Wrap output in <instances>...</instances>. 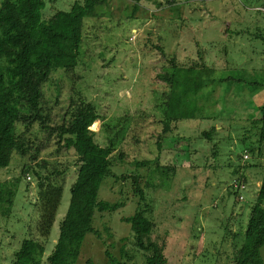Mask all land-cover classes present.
I'll return each mask as SVG.
<instances>
[{"label":"rangeland","instance_id":"374dc122","mask_svg":"<svg viewBox=\"0 0 264 264\" xmlns=\"http://www.w3.org/2000/svg\"><path fill=\"white\" fill-rule=\"evenodd\" d=\"M81 1L45 0L43 17ZM130 4L109 0L104 16L85 20L76 67L52 71L42 84L44 126L17 123L26 153L14 152L9 167L0 169V183L19 181L9 212L0 211V264H13L24 239H39L38 183L47 175L64 191L44 244V262L56 243L78 166L74 150L62 148L48 129L61 125L80 103L93 105L99 117L90 128L95 142L113 147L117 178L105 179L98 199L121 208L95 214L98 234L86 238L76 264H109L106 253L122 264L146 263L151 252L137 245L121 221L139 206L132 176L142 178L148 218L155 225L151 235L143 236L144 245H162L167 264H233L264 172V145L252 118L264 104V89L232 86L224 92L218 86L212 95L217 104L210 108L218 121L175 122L164 135L162 102L173 65L191 66L201 59L198 64L220 77L232 70L263 75L264 0H142L129 20L121 16ZM213 125L220 131L207 139ZM237 167L239 173L233 174ZM236 178L246 181L239 195L243 201L227 190ZM260 255L264 264V247Z\"/></svg>","mask_w":264,"mask_h":264},{"label":"trees","instance_id":"16d2710c","mask_svg":"<svg viewBox=\"0 0 264 264\" xmlns=\"http://www.w3.org/2000/svg\"><path fill=\"white\" fill-rule=\"evenodd\" d=\"M141 1L131 0L132 4L125 8L121 17L134 19ZM105 6H109V0H82L73 3L68 11L59 10L45 19V0H0V169L9 167L14 152L22 155L26 153L24 143L17 135L18 122H22L25 127L35 123L44 126L40 105L42 84L52 71H70L76 67L83 24L87 19L104 16ZM177 19H181L180 14ZM198 63L191 66L173 65L169 88L162 102L164 108L160 122L163 135L171 131V124L175 122L218 121L217 114L210 110L217 104L212 95L218 86L224 87V92L232 86L249 91L264 89V74L251 75L245 71L232 70L227 76L220 77L213 68ZM253 115L254 124L258 125V142L264 145V104ZM98 120L93 105L80 103L72 107L61 125L48 129L51 135L57 136L62 148L74 150L77 175L69 189L70 201L58 227V238L45 262L44 244L50 238L64 189L62 184L50 182L49 175L41 178L47 184L38 183L39 239H24L14 254L13 264H76L86 238L98 234L94 227L95 214L113 213L121 208L118 203L98 199L105 179L117 178L112 172L113 162L110 159L112 144L101 147L95 142V135L90 130ZM218 128L211 126L209 133H205L206 138L210 139L211 133L218 131ZM238 169L235 168L233 174H238ZM240 179L236 178L235 182L245 184L246 181ZM131 180L139 206L131 216L123 217L121 221L129 225L137 245L151 252L145 264H167L162 245L150 243L146 246L142 242L143 236L153 233L155 225L148 218L150 206L141 186L142 178L132 176ZM18 185L19 181L0 183V211L3 213L9 212ZM227 190L230 195L239 198L237 201H243L239 195H243L244 191L239 189V185L235 187L234 183ZM242 235L240 248L233 250L232 263L262 264L260 249L264 247V172L254 203L249 207ZM106 255L109 264H122L109 253Z\"/></svg>","mask_w":264,"mask_h":264},{"label":"built area","instance_id":"2783aa9c","mask_svg":"<svg viewBox=\"0 0 264 264\" xmlns=\"http://www.w3.org/2000/svg\"><path fill=\"white\" fill-rule=\"evenodd\" d=\"M262 11H264V9H262ZM248 158V156L247 155H244V159H247ZM237 185H239V189L242 191V190H244L245 189V186L244 185H242L241 183H235V187H237ZM241 199H242V197H240Z\"/></svg>","mask_w":264,"mask_h":264},{"label":"crops","instance_id":"0c3cea01","mask_svg":"<svg viewBox=\"0 0 264 264\" xmlns=\"http://www.w3.org/2000/svg\"><path fill=\"white\" fill-rule=\"evenodd\" d=\"M214 126H215L216 128L218 127L217 125H214ZM257 191H258V190H257ZM257 191H255V194H254L255 196H256Z\"/></svg>","mask_w":264,"mask_h":264},{"label":"bare ground","instance_id":"6f19581e","mask_svg":"<svg viewBox=\"0 0 264 264\" xmlns=\"http://www.w3.org/2000/svg\"><path fill=\"white\" fill-rule=\"evenodd\" d=\"M92 126L94 127V126H95V124H93ZM92 126H91V127H92Z\"/></svg>","mask_w":264,"mask_h":264}]
</instances>
